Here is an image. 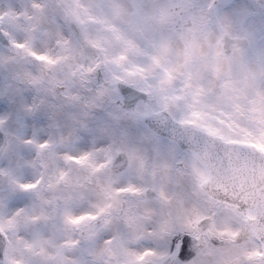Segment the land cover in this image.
<instances>
[{
    "label": "snow or ice",
    "instance_id": "snow-or-ice-1",
    "mask_svg": "<svg viewBox=\"0 0 264 264\" xmlns=\"http://www.w3.org/2000/svg\"><path fill=\"white\" fill-rule=\"evenodd\" d=\"M0 264H264V0H0Z\"/></svg>",
    "mask_w": 264,
    "mask_h": 264
},
{
    "label": "rangeland",
    "instance_id": "rangeland-1",
    "mask_svg": "<svg viewBox=\"0 0 264 264\" xmlns=\"http://www.w3.org/2000/svg\"><path fill=\"white\" fill-rule=\"evenodd\" d=\"M11 127H12L13 131L17 132L18 134H22L24 131L23 127H18L17 124H15V123H13L11 125ZM28 131L31 132V129H28Z\"/></svg>",
    "mask_w": 264,
    "mask_h": 264
}]
</instances>
